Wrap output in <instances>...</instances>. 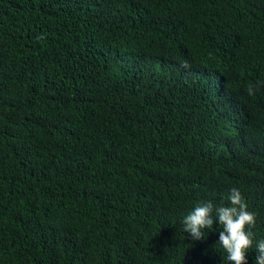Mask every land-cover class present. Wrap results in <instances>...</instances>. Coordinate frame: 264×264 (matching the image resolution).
<instances>
[{
    "label": "trees",
    "instance_id": "trees-1",
    "mask_svg": "<svg viewBox=\"0 0 264 264\" xmlns=\"http://www.w3.org/2000/svg\"><path fill=\"white\" fill-rule=\"evenodd\" d=\"M232 188L255 264L264 0H0V264H229Z\"/></svg>",
    "mask_w": 264,
    "mask_h": 264
},
{
    "label": "clouds",
    "instance_id": "clouds-1",
    "mask_svg": "<svg viewBox=\"0 0 264 264\" xmlns=\"http://www.w3.org/2000/svg\"><path fill=\"white\" fill-rule=\"evenodd\" d=\"M258 85H249L247 94L254 96ZM230 206L215 207L211 201L197 204L183 219L184 232L193 240H203L212 230L218 219L222 230L219 232L218 244L226 253L229 264H248V253L254 245L256 214L248 209V205L237 188H232L229 196ZM258 253L255 264H264V240L256 243Z\"/></svg>",
    "mask_w": 264,
    "mask_h": 264
}]
</instances>
